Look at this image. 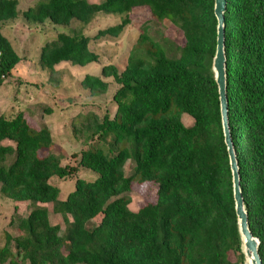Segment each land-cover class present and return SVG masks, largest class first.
Instances as JSON below:
<instances>
[{
  "label": "trees",
  "instance_id": "obj_1",
  "mask_svg": "<svg viewBox=\"0 0 264 264\" xmlns=\"http://www.w3.org/2000/svg\"><path fill=\"white\" fill-rule=\"evenodd\" d=\"M225 2L228 126L247 225L264 264V0ZM139 6L154 21L175 25L183 43L166 50L143 28L137 41L144 47L134 49L120 70L107 63L97 74H83L79 82L89 94L106 90L102 77L117 88L112 115L90 111L73 126L74 134L93 141L71 153L76 165L60 164L48 151L46 125L31 126L24 110L9 118L0 113V195L28 208L16 225L19 233L4 234L0 264H243L210 70L213 0H37L20 14L29 23L65 26L86 24L99 11L119 15L92 36L57 32L45 41L37 61L53 70L61 61H95L89 39L118 36ZM17 15V0H0V85L20 59L1 24ZM184 113L192 119L187 125ZM78 166L96 176H75ZM53 176L74 177L64 199L49 182ZM142 182L156 185L155 199L131 210L128 192ZM46 203L61 216L62 227L49 222Z\"/></svg>",
  "mask_w": 264,
  "mask_h": 264
},
{
  "label": "rangeland",
  "instance_id": "obj_2",
  "mask_svg": "<svg viewBox=\"0 0 264 264\" xmlns=\"http://www.w3.org/2000/svg\"><path fill=\"white\" fill-rule=\"evenodd\" d=\"M34 1L37 0H17L18 15L1 24V34L7 38L20 59L0 85V113L9 118L18 110H24L25 118L31 126L38 128L41 124L46 125L51 136L48 151L60 157V164L76 165L77 157H72L71 153L79 152L93 141H84V133L74 134L73 126L79 127L82 115L90 111L96 113L98 117L104 113L112 115L115 105L111 96L117 88L110 77H102L107 82L106 90L103 93L89 94L79 82L83 74H97L100 66L107 63L114 64L120 70L134 49L137 48L138 51L144 47V43L137 41L138 34L143 28L148 36L166 50H172L175 45L183 43L182 33L168 21L158 23L151 19L147 7H134L129 13V24L118 36L89 39L87 48L97 54L95 61L84 65L61 61L50 70L41 67L37 61L39 47L45 41L52 39L57 32H76L92 36L97 29L117 22L119 15L99 11L86 24L72 21L67 26L50 24L46 20L42 23H29L20 13ZM45 108H49V112ZM181 121L187 125L192 119L184 113L181 115ZM46 151L47 149L42 150L41 153ZM128 169L129 164L126 162L124 170ZM75 176L90 180L96 176V173L78 166ZM73 179L74 177L68 179L54 176L49 179L50 183L58 187L59 199H64L67 192L72 189ZM155 190L156 185L152 182L133 183L128 192L130 199L128 208L136 210L145 202H153ZM14 204L15 210H13ZM44 205L48 210L49 222H57L62 227L61 216L51 211L50 203ZM27 210L26 202H12L0 195V245L4 241L5 233L12 236L19 233L16 225ZM9 248L14 251L12 242Z\"/></svg>",
  "mask_w": 264,
  "mask_h": 264
},
{
  "label": "water",
  "instance_id": "obj_3",
  "mask_svg": "<svg viewBox=\"0 0 264 264\" xmlns=\"http://www.w3.org/2000/svg\"><path fill=\"white\" fill-rule=\"evenodd\" d=\"M225 0H213V15L215 25V47L211 58L210 70L216 84L220 124L228 157L233 207L236 217V230L239 238V248L243 264H262L258 255V239L254 237L247 225V214L243 206V199L239 188L238 167L235 152L229 132L227 119V99L225 89V54H224V17Z\"/></svg>",
  "mask_w": 264,
  "mask_h": 264
},
{
  "label": "built area",
  "instance_id": "obj_4",
  "mask_svg": "<svg viewBox=\"0 0 264 264\" xmlns=\"http://www.w3.org/2000/svg\"><path fill=\"white\" fill-rule=\"evenodd\" d=\"M0 60H1V50H0ZM3 75H1V77H2Z\"/></svg>",
  "mask_w": 264,
  "mask_h": 264
}]
</instances>
